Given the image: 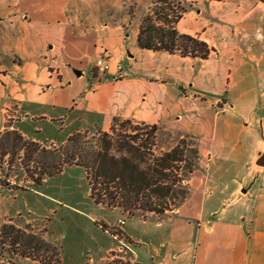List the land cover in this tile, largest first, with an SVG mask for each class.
I'll use <instances>...</instances> for the list:
<instances>
[{"label":"crops","instance_id":"1","mask_svg":"<svg viewBox=\"0 0 264 264\" xmlns=\"http://www.w3.org/2000/svg\"><path fill=\"white\" fill-rule=\"evenodd\" d=\"M211 13L205 19L189 11L177 24L213 48L202 60L140 49V25L128 28L119 0H0V134L62 146L76 133L108 132L121 119L195 137L206 153L205 171L180 207L163 218L133 217L142 234L125 221L130 264H264V167L257 165L264 117L239 116L230 95L248 68L261 65L264 41L252 27L229 31L226 11ZM106 56L128 75L98 73L95 61ZM4 186L0 181V208L10 192ZM110 239L79 264L111 261Z\"/></svg>","mask_w":264,"mask_h":264},{"label":"rangeland","instance_id":"2","mask_svg":"<svg viewBox=\"0 0 264 264\" xmlns=\"http://www.w3.org/2000/svg\"><path fill=\"white\" fill-rule=\"evenodd\" d=\"M178 2L174 3L176 5L175 9H178L179 6L180 8L186 6L187 12H193L205 19L212 18V10L216 13L226 11L229 16L226 19L229 18L230 21H226L225 24L228 26L229 31L234 30L237 26L240 27V25L242 30L246 27H252L258 40L264 41V0H223L214 2L208 0H178ZM119 3L122 14L121 19H128V28L141 25L143 18L150 13L153 6V0H119ZM107 4H111V1H108ZM251 11H254V13L247 17ZM232 92L230 94L231 103L236 106V113L239 116H244L246 120H256L264 117V55L261 59V65L257 68L255 66H252L251 69L248 68L247 73L244 72V78ZM257 126L259 127V136L263 139L264 124L262 128H260V124H257ZM98 132L89 133V136ZM122 134L132 135L134 133L128 128L123 129ZM2 139L0 136V143L4 140ZM183 139L188 142V145H191V148L195 149V157L187 156V161L194 164L193 172L191 174L187 173L186 169L183 168L185 165L183 163L182 168L173 174L172 180L184 179L187 184V196L189 197L193 187L198 183L201 173L205 171V165L208 162L199 140L189 135L180 137L164 130L157 132L154 143L151 142L152 146L150 147L152 148L151 153L160 155L174 147H183L181 143ZM144 140H146V136ZM4 142L0 145V181L6 185L4 187L9 189L10 192L6 193V205L4 204V208H0V264H18L17 260L21 258L14 253L18 251L19 247L12 245L9 239L5 240L4 237L6 236L2 234L3 226L8 225H14L24 232L39 236L48 244L55 246L61 252V264L84 263L93 252H98L99 249L111 245L112 240L110 238L116 242V246L110 254L113 259L107 264H127L126 261L120 263L119 257L126 255L125 260H128V256H133V254L120 252V243L113 237V235H119V239L126 238L123 229L118 227V218L121 216V220L128 221V228L142 234L145 228L134 221L135 218L133 217L142 218L149 213L144 214L135 211L134 215H131L129 212L120 209L123 213L121 215L119 211L108 206L100 208L90 198V187L83 168L66 166L63 173L50 177L46 174L45 164V162L49 163V160L45 161V158L41 160L39 153L29 157L21 147H18L16 151L5 148L3 147ZM234 143L237 144L236 141ZM39 145L40 150L44 149L48 152L58 150L61 147L57 144L51 147L49 142ZM243 145H239L236 149L234 154L236 158H244V155L237 153L241 152ZM189 153L187 150L186 154L189 155ZM237 171H240V168L239 170L233 169L226 179H229L232 173L237 174ZM39 177L41 185L35 182ZM170 184H172V181ZM173 188L175 190L174 196L167 200L169 209H177L187 200L182 199L180 183L175 182ZM219 201H216V203H219ZM167 214H171V211H168ZM155 216L163 218L165 215ZM103 221L112 226H105ZM103 226L107 229V234L104 233ZM147 234H150L149 230H147ZM126 240L129 241L127 238ZM25 251L33 252L30 248ZM25 259L28 260L21 264H39V262L33 263L32 261L35 260L30 258Z\"/></svg>","mask_w":264,"mask_h":264},{"label":"trees","instance_id":"3","mask_svg":"<svg viewBox=\"0 0 264 264\" xmlns=\"http://www.w3.org/2000/svg\"><path fill=\"white\" fill-rule=\"evenodd\" d=\"M174 3L179 2L153 0L150 13L143 18L139 28V48L208 59L213 48L199 37L178 31L177 24L188 10L186 6L175 9ZM128 128L134 134L123 135L122 130ZM158 131L157 126L115 119L110 132L99 131L92 136L88 133H76L58 150L50 152L40 150L38 143L26 140L18 131H6L0 136L5 141V148L16 151L21 147L29 157L39 153L41 160H49L45 164L46 174L50 177L62 173L66 166L83 168L90 187V198L97 205L119 208L131 215L140 211L161 216L176 210L169 209L167 202L174 196L175 182L181 185L182 199L188 198L184 179L177 178L174 181L172 176L182 168L183 163L187 173L193 172L194 164L187 161V156L195 157V149L183 139V147H174L163 154L155 155L151 153L150 146ZM187 150L189 155L186 154ZM35 182L41 185L40 177ZM2 232L6 236L5 240L9 239L12 245L19 247L14 252L17 257L30 258L40 264H61L57 248L39 236L24 232L14 225L3 226ZM27 248L33 252L25 251Z\"/></svg>","mask_w":264,"mask_h":264},{"label":"built area","instance_id":"4","mask_svg":"<svg viewBox=\"0 0 264 264\" xmlns=\"http://www.w3.org/2000/svg\"><path fill=\"white\" fill-rule=\"evenodd\" d=\"M94 68L100 74L111 72V71L114 70L115 74L118 77H122L123 78V77H126L128 75L127 71L124 70L123 65H121V64L114 65L112 60H111V58L109 56L98 58L95 61ZM49 145H51V147L56 146V144L53 143V142H50ZM125 223L126 222L124 220H119L118 227L120 229H122L123 226L125 225ZM113 237L116 240H118L119 243H120V245H119V251L120 252H123L125 254H128V253H132L133 254L134 253L132 243L127 241L126 238H120L119 239L118 238L119 235H113ZM114 256H116V255H114ZM119 258H120V263H121V261H126L127 264H130L132 262L130 258H128V260H125L126 259V255H124L122 257H119Z\"/></svg>","mask_w":264,"mask_h":264},{"label":"water","instance_id":"5","mask_svg":"<svg viewBox=\"0 0 264 264\" xmlns=\"http://www.w3.org/2000/svg\"><path fill=\"white\" fill-rule=\"evenodd\" d=\"M257 165L264 167V152L262 154V158H261L260 162H258Z\"/></svg>","mask_w":264,"mask_h":264}]
</instances>
